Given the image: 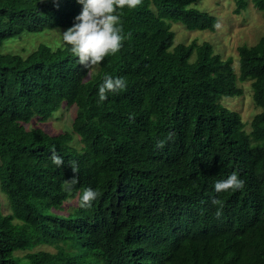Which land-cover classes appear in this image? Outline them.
<instances>
[{"label": "trees", "instance_id": "trees-1", "mask_svg": "<svg viewBox=\"0 0 264 264\" xmlns=\"http://www.w3.org/2000/svg\"><path fill=\"white\" fill-rule=\"evenodd\" d=\"M199 1L0 0V264H264V36L238 71L176 44L172 24L216 30ZM56 30V48L5 50ZM246 82L250 132L221 102ZM63 106L71 131L28 128Z\"/></svg>", "mask_w": 264, "mask_h": 264}, {"label": "rangeland", "instance_id": "rangeland-1", "mask_svg": "<svg viewBox=\"0 0 264 264\" xmlns=\"http://www.w3.org/2000/svg\"><path fill=\"white\" fill-rule=\"evenodd\" d=\"M197 9L207 12L218 19L216 30L211 31H189L182 24H172L171 30L175 32L176 44L186 45L196 41L199 44L210 43L214 47L215 54L220 55L224 60L233 59V65L238 71L239 53L238 49L243 46H254L264 36V17L258 11L252 0H247V7L239 14L236 13L235 0H200L196 5ZM109 23V20H106ZM68 35L66 30H56L46 34L25 36L18 41L8 44L6 51L27 55L35 50L40 44H48L51 47H58L63 39ZM243 90L240 97L223 98L222 103L229 109L241 114L246 130L251 131V123L254 117L261 112L253 100V90L251 82L239 83ZM77 109L75 106H63L47 122H34L29 127L42 128L51 135L62 134L72 130V125L76 117ZM75 139V144L78 143ZM77 147L80 145L77 144ZM0 200L4 203L6 212H9L7 196L0 189ZM77 206V201L73 200L65 204L63 215L73 210ZM41 249L54 252L49 246H42ZM24 255V253H19ZM84 261L80 256L74 258L73 263L78 264Z\"/></svg>", "mask_w": 264, "mask_h": 264}]
</instances>
